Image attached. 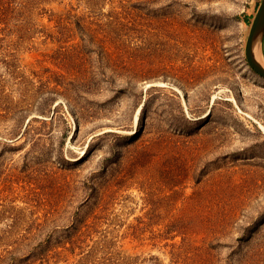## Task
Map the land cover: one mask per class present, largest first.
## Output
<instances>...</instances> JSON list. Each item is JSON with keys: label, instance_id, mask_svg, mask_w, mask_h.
<instances>
[{"label": "rangeland", "instance_id": "obj_1", "mask_svg": "<svg viewBox=\"0 0 264 264\" xmlns=\"http://www.w3.org/2000/svg\"><path fill=\"white\" fill-rule=\"evenodd\" d=\"M260 2L0 0V264H264Z\"/></svg>", "mask_w": 264, "mask_h": 264}, {"label": "water", "instance_id": "obj_2", "mask_svg": "<svg viewBox=\"0 0 264 264\" xmlns=\"http://www.w3.org/2000/svg\"><path fill=\"white\" fill-rule=\"evenodd\" d=\"M264 34V0H261L256 14L251 22L244 47V56L247 65L259 77L264 79V68L259 66L253 59L252 47L254 43L260 47V42Z\"/></svg>", "mask_w": 264, "mask_h": 264}, {"label": "bare ground", "instance_id": "obj_3", "mask_svg": "<svg viewBox=\"0 0 264 264\" xmlns=\"http://www.w3.org/2000/svg\"><path fill=\"white\" fill-rule=\"evenodd\" d=\"M252 54H253V59L254 61L261 66L262 68H264V58L262 57V53H261V46L258 47L256 45V43H254L253 47H252ZM133 131H131L132 133ZM84 155V151H81V154L78 158H76L75 160H80Z\"/></svg>", "mask_w": 264, "mask_h": 264}]
</instances>
